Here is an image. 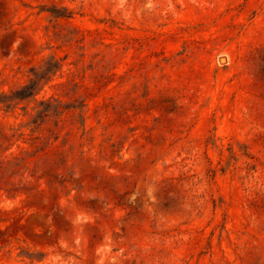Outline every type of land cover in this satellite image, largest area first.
<instances>
[{
	"label": "rangeland",
	"instance_id": "obj_1",
	"mask_svg": "<svg viewBox=\"0 0 264 264\" xmlns=\"http://www.w3.org/2000/svg\"><path fill=\"white\" fill-rule=\"evenodd\" d=\"M25 85L0 264H264V0H0V97Z\"/></svg>",
	"mask_w": 264,
	"mask_h": 264
},
{
	"label": "trees",
	"instance_id": "obj_2",
	"mask_svg": "<svg viewBox=\"0 0 264 264\" xmlns=\"http://www.w3.org/2000/svg\"><path fill=\"white\" fill-rule=\"evenodd\" d=\"M49 11L54 14L55 16L57 17H70V11H68V9H64V10H60L56 7H53V8H50ZM60 64H58L57 66L56 65H53V69L54 71L51 72L50 69H48V73L50 74V77L47 79V82L50 81L52 79V76H54L56 74V72L60 69ZM35 69V68H34ZM32 71H35V70H32ZM33 74L35 75L34 78L35 79H32L33 82H37V72H33ZM24 89H33L32 92H20V90L18 91H15V92H12L11 94H3L2 95V98L0 97V107L1 108H4L6 111H9V109L11 108L12 106V101L9 100L8 98H11V99H16V100H23V99H26L27 97H32L34 100H38L37 96L41 93L42 89H43V86L40 87L38 90L35 91V88L30 86V85H25L24 86ZM53 101H56V98H54L53 96L49 97V98H45V96H43L41 99H40V105L41 106H46L48 107L47 109H44V110H41L39 113L40 115L38 116L39 118H43L44 120L47 119L49 117V114H48V110H49V107H51L52 102ZM88 106V103L85 102V100L83 101V103H81V105H79V107L83 110L85 107ZM76 107L78 106H67L64 110H63V113L65 111H71V109H75ZM31 123H34V124H39L38 123V119L37 120H33L31 121ZM42 124V123H40ZM39 124V125H40ZM82 126H83V135L87 134L89 131L86 129V118L84 117L82 119ZM38 128V127H37ZM58 138V137H57Z\"/></svg>",
	"mask_w": 264,
	"mask_h": 264
},
{
	"label": "water",
	"instance_id": "obj_3",
	"mask_svg": "<svg viewBox=\"0 0 264 264\" xmlns=\"http://www.w3.org/2000/svg\"><path fill=\"white\" fill-rule=\"evenodd\" d=\"M222 60H225V58H222Z\"/></svg>",
	"mask_w": 264,
	"mask_h": 264
}]
</instances>
